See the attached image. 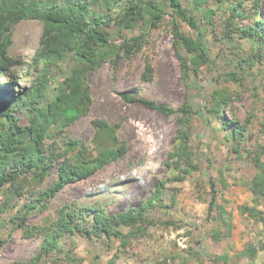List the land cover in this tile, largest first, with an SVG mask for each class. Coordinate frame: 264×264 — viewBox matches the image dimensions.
<instances>
[{
	"label": "trees",
	"instance_id": "1",
	"mask_svg": "<svg viewBox=\"0 0 264 264\" xmlns=\"http://www.w3.org/2000/svg\"><path fill=\"white\" fill-rule=\"evenodd\" d=\"M99 3H105V13L94 9ZM197 14H202L201 20L197 19ZM213 16L219 18L215 24ZM32 19L43 24L40 46L32 62L37 78L31 87L19 90L18 72L14 67L21 63L9 55L12 31L19 22ZM159 25H165L174 36L175 45L184 50L185 56L179 53V58L188 77H200L205 68L214 72L217 62L212 58L207 33L218 26L222 29L221 40L233 45L228 54L230 61L246 63L244 68L229 71L226 68L232 65H220V74L209 88L204 110L212 130L222 132L232 151L238 157L247 156L254 164L257 173L245 185L255 204L243 205L240 211L264 224V211L258 209L264 200V144L256 145V150L242 147L251 122L248 119L243 123L238 119L233 104L240 94L227 85L232 81L243 87L240 71L250 74L254 67H264V0H192V9L184 6L182 0H0V196L5 198L2 207L6 213L19 204L15 201L11 206L12 200L28 194L11 222L16 223L14 231L20 230L24 238L42 239L40 251L29 262L12 264H83L67 247L69 239L96 237L106 242L114 239L127 247L150 235L155 225L151 209L163 200L164 181L148 201L128 211L108 214L95 205L82 207L73 201L60 207L44 225H28V218L46 210L49 200L67 185L89 179L127 153L126 144L117 136V126L107 121L92 122L95 129L92 147L72 138L66 131L89 112L90 73L106 63L116 65L120 58L132 59L149 43L150 30ZM184 26L198 34H188ZM113 27L116 37L122 39L119 44L111 40ZM137 30L141 31L139 36L134 35ZM126 31L131 35L125 34ZM236 38L246 42L249 50H244ZM67 61L72 63L69 74L64 73L62 66ZM153 73L148 61L143 79L151 81ZM122 98L128 103L140 102L164 116H176L179 125L167 162L169 180L182 182L199 170L196 163L199 156L192 142L197 112L188 101L176 109L129 92L123 93ZM260 110L263 115L257 120L264 128V90ZM226 112L232 113V118H228ZM58 159L55 183L44 191L30 189L33 184L44 183L51 165ZM25 173L31 175L20 177ZM24 180L28 186L31 184L25 191L20 183ZM200 183L201 179L197 181L199 186ZM208 183L212 195L207 221L217 225L213 237L221 241L232 235V215L219 203L214 180L209 178ZM258 244L256 247L250 243L232 258L228 254L204 257L190 248L185 250L183 263L238 264L264 251V241L259 240ZM177 256L172 254L171 260L175 261ZM167 260V257L157 260V264H168Z\"/></svg>",
	"mask_w": 264,
	"mask_h": 264
},
{
	"label": "rangeland",
	"instance_id": "2",
	"mask_svg": "<svg viewBox=\"0 0 264 264\" xmlns=\"http://www.w3.org/2000/svg\"><path fill=\"white\" fill-rule=\"evenodd\" d=\"M182 3L192 9V0H182ZM99 4L94 9L105 13V3ZM201 18L202 14H197V19ZM213 21L215 24L219 18L213 16ZM184 29L188 34H198L187 26ZM115 31L114 27L110 29L111 40L119 44L122 39L116 37ZM42 32L43 24L35 19L21 21L13 28L9 55L21 63L14 67L18 72L19 90L31 87L37 78L32 62L40 46ZM124 33L131 35L128 31ZM140 34V30L134 33L135 36ZM148 35L149 43L132 59L123 57L116 65L106 63L90 73L88 81L92 103L89 112L72 123L66 131L72 138L92 147L95 133L92 122L107 121L117 126V136L126 144L127 153L89 179L67 185L49 200L46 210L28 218V225H44L60 207L73 201L82 207L95 205L108 214L128 211L148 201L160 182L164 181L163 200L151 209L155 225L151 227L148 237L135 240L127 247H122L114 239L106 242L103 238L74 237L66 242L72 255L80 258L83 264L93 261L99 264H157V260L166 257L168 264H184L185 250L195 248L204 257L228 254L232 258L250 243L258 246L259 240L264 241V224L249 219L240 211L243 205L252 207L255 204L245 183L252 179L257 170L250 158L238 157L232 151L231 145L223 139L222 132H214L212 126L207 124L204 106L209 88L220 74V65L229 63L232 65L226 68L229 71L231 68H244L246 63L230 61L228 54L233 45L221 40L222 29L218 26L207 33L212 58L217 62L213 66L214 72L205 68L200 77H188L179 58V53L185 56V52L175 45L174 36L166 26L159 25L151 29ZM240 42L244 50L248 51L249 45ZM148 61L154 69L151 81L143 79ZM62 66L64 73L69 74L72 63L67 61ZM252 71L250 74L240 71L243 87L232 81L227 85L233 92L240 94L233 104L238 119L243 123L248 119L251 122L242 147L256 150V145L264 144V128L257 120L263 115L260 109L264 67L258 65ZM125 92L176 109L186 101L190 103L197 112L192 142L199 156L196 160L198 171L182 182L167 178V162L177 133L178 120L176 116H164L140 102H126L122 98ZM226 115L232 118V113L226 112ZM59 163L60 159L54 161L44 183L33 184L30 189L39 192L52 186L58 178L56 165ZM30 175L25 173L20 177ZM209 178L214 180L219 203L230 212L234 225L230 238L221 241L213 237L217 225L207 221L208 203L212 195ZM200 179L202 184L199 186L197 181ZM20 183L23 191L31 186L25 180ZM27 197V193L21 198L17 196L10 205H14L15 201H19V204L4 213L2 204L5 198L0 196V264L27 263L41 249V238H24L20 230L14 231L16 223L11 222ZM258 209L264 211V200ZM172 254L178 255L175 261L171 260ZM187 264L197 262L189 261ZM238 264H264V251H259L254 259L244 258Z\"/></svg>",
	"mask_w": 264,
	"mask_h": 264
}]
</instances>
